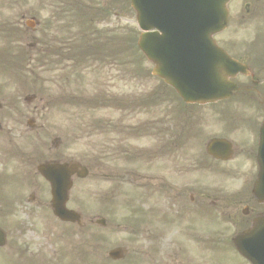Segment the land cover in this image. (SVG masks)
Returning a JSON list of instances; mask_svg holds the SVG:
<instances>
[{"label": "rangeland", "instance_id": "obj_1", "mask_svg": "<svg viewBox=\"0 0 264 264\" xmlns=\"http://www.w3.org/2000/svg\"><path fill=\"white\" fill-rule=\"evenodd\" d=\"M57 1L0 0V56L4 54L3 50L5 48L10 49L9 46H14L13 49L20 46L19 48H23L25 52H28V44L33 43L35 40L52 42L56 38L58 44L62 43L60 40L67 35V32H65L67 30L66 25L58 20L53 24L55 19L52 16ZM247 2L248 0H236L230 28L219 36L220 42L224 45L245 51V53L251 48L261 47L264 42V0H258L257 9L252 10L253 13L250 17L248 16V10L245 8ZM112 4L115 6L113 11L122 12L120 10L122 7L125 16L121 18L112 17L106 22V26L109 29H114L119 25H123L125 27V36L131 37V30H133L135 37L139 29L134 14L129 11V0H125V3L124 0H112ZM33 15L40 21V25L36 30L29 31L26 29L25 24L26 20ZM22 16H25V18ZM13 24L20 29V32L17 35L15 34L16 36L12 34ZM98 27L104 28L105 23L100 24ZM5 33L10 35L5 36ZM5 37L10 38V40ZM124 58L125 60H128V58L133 59L126 47ZM138 59H140L139 56L132 61ZM130 65L135 66L125 67V69L116 68L115 66L106 68L101 66L100 63H96V65L93 64L91 67L81 69L82 75L77 73L74 75L71 74V68H64L62 63H57L54 66L46 63L45 67L40 70V75H34L36 78L35 89H43L44 93L38 95L36 102L33 105L31 104L29 110H34L37 123L43 125V130L40 133V138L33 137L30 142L36 143L43 140L48 146H51L53 137L61 134L65 139L60 150L62 156L88 164L90 175L76 183L72 192L71 203L73 206L79 207L83 213L84 220L87 222V229L85 230V227L77 228L76 226H72L71 229L61 225L46 208L14 212L11 216L0 218L7 229H13V240L16 241L13 243L9 242V246L0 249V264H9L8 258L20 260L18 252L23 253L26 257H32L39 264H52L54 260L51 259L54 258V254H58L61 249L63 254L65 248L74 245L76 241L79 242L82 238L87 241L92 238V245L94 239H98L93 248L97 257L94 264H145L148 259L140 253H152V251L176 253L177 255L173 254L171 256L178 259V264H204L209 259V254H214L216 249L219 250L216 253L221 256L224 255V257L219 258L222 264H244V262H241L243 258L237 252L235 253L229 249V247H232L235 250L231 237L241 230V221L243 220L241 210L244 204L237 205L234 202L232 209L220 214L223 217L230 214L229 221H218L217 225L221 226L220 239L204 238L203 241H198V253H195L193 249L187 253L181 252L186 251L185 248L179 250V247L185 246V244L148 243V240L144 238L148 234H143L140 237L139 234L135 233L133 226L127 224V216L129 214L120 205L116 180L104 177L105 170L102 167L104 155L108 152L111 157L115 155L117 137L111 127L108 128L109 133L107 135H103L95 127L103 119H109L112 123H115L119 112L117 108H104L99 103H88L86 98H90L100 91H104L106 96L122 95L125 98H134L139 97L142 93H148L151 87L159 84L154 78L149 77L152 69L150 63L145 61L140 64L132 62ZM26 69L27 71L22 74L26 73L29 76L31 72L28 65ZM0 77L2 78L0 79V86L6 88L2 99L6 101L17 94L15 92L19 91V89L16 86L19 84L15 83L18 81L16 80L17 77L12 76L9 72H0ZM32 81L30 79L25 84L26 88H29L26 93L33 94L31 92V88L34 85ZM24 96L25 93L22 94V97ZM40 97L43 100H39ZM71 97H74L73 99L75 100L71 99L70 101L69 98ZM53 98L58 101L67 99V101H64L62 106L53 109L50 105ZM46 103H49V105H46ZM42 106L44 108H41ZM228 106L238 109V106L234 104ZM129 119L130 117L125 113L126 123ZM25 121L14 128L12 139L18 142L16 145L24 144L26 140V137L21 135L28 130ZM14 125L15 122L13 121L8 123L9 127H14ZM42 136L44 137L43 139L41 138ZM111 138H114L113 141ZM231 138L235 143H238V150L243 148L244 145H249L253 142L252 133L248 132L247 126H243L236 131ZM69 139L74 140L67 142ZM149 141L150 139H144L131 142L147 146L150 144ZM25 151L28 152V150ZM196 152L195 150L191 153L194 154ZM196 155L199 154L196 153ZM116 163L117 161L109 164L110 169L115 170L117 167ZM122 165L123 169H131L135 166L134 163H126L125 160L119 161L118 167L120 169ZM251 166V162L239 156L232 163H228L219 169L220 172L224 170V172L228 173L223 176L222 174L220 175L219 183H217L218 180L204 181L205 186L213 187V185L216 186L218 184L220 191L217 193V197H225L229 193L244 194L245 190H248L249 186H251L250 182L252 181L253 173H255V169H251ZM113 175H116V172ZM39 182L43 183V181ZM40 196L43 200L48 198L44 194ZM234 215H236L235 219ZM252 216L251 214L250 217ZM101 217L106 218V227H101L94 223L96 219ZM89 222L92 224H88ZM12 226H15V228H12ZM144 230L148 231L149 229L145 227ZM68 231H71V233H63ZM206 232L209 234L208 231ZM64 234H69V237H64ZM80 235L82 236L81 239H79ZM82 243L76 244L74 248H78ZM90 246L91 243H88L87 247ZM116 246H124L128 249L130 252L128 259L121 263L105 261L107 252ZM211 247L214 248L210 249ZM12 260L14 261V259ZM63 261V264H68L69 259H64ZM163 261L166 262L167 260L163 259ZM71 262L72 259L69 263L71 264Z\"/></svg>", "mask_w": 264, "mask_h": 264}, {"label": "water", "instance_id": "obj_2", "mask_svg": "<svg viewBox=\"0 0 264 264\" xmlns=\"http://www.w3.org/2000/svg\"><path fill=\"white\" fill-rule=\"evenodd\" d=\"M228 1L132 0L139 25L147 31L141 34L138 45L155 63L154 73L170 82L186 100H201L191 95L198 93V82L207 87L204 92L211 93L213 98L226 94L225 80L219 70L225 68L231 72L235 66L221 55L210 35L225 26ZM152 29L156 31H149ZM213 54L220 62L215 63ZM189 75H196L197 81ZM259 160L261 172L254 192L264 200V130ZM45 174L52 184L55 213L63 219L79 220L78 214L65 208L71 185L69 170L63 166L49 167ZM235 243L253 264H264V217L239 235Z\"/></svg>", "mask_w": 264, "mask_h": 264}, {"label": "flooded vegetation", "instance_id": "obj_3", "mask_svg": "<svg viewBox=\"0 0 264 264\" xmlns=\"http://www.w3.org/2000/svg\"><path fill=\"white\" fill-rule=\"evenodd\" d=\"M196 196H197V194H195L194 196L191 195V201L192 202H194L196 200V198H195ZM181 198H185V195H181L178 198H176L175 202L178 201ZM191 206L193 207V208L191 207L192 209H189L188 206H187V208L185 210H183V206H180V209L177 211V214H175V215H173L171 213V208H170L168 217H170V218H172V217L185 218L188 215H196L199 212L200 204H193ZM164 223L166 224L167 222L165 221Z\"/></svg>", "mask_w": 264, "mask_h": 264}, {"label": "trees", "instance_id": "obj_4", "mask_svg": "<svg viewBox=\"0 0 264 264\" xmlns=\"http://www.w3.org/2000/svg\"><path fill=\"white\" fill-rule=\"evenodd\" d=\"M133 43H134V41H133ZM134 45H135V43H134ZM134 45H132V48H133V50H136V51L133 52L135 54V58H136L139 54H138L137 49L135 48Z\"/></svg>", "mask_w": 264, "mask_h": 264}]
</instances>
